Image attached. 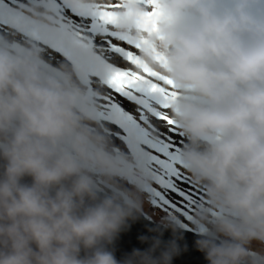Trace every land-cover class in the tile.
Listing matches in <instances>:
<instances>
[{
  "label": "clouds",
  "instance_id": "9594fccd",
  "mask_svg": "<svg viewBox=\"0 0 264 264\" xmlns=\"http://www.w3.org/2000/svg\"><path fill=\"white\" fill-rule=\"evenodd\" d=\"M63 5L118 13L112 30L171 81L179 164L200 201L191 227L166 215L137 237L146 247L118 258L122 236L144 215L154 179L147 158L115 144L72 66L53 64L37 42L0 35V264H174L191 250L189 230L206 264H264V0ZM58 7L21 4L50 32L62 22Z\"/></svg>",
  "mask_w": 264,
  "mask_h": 264
},
{
  "label": "snow or ice",
  "instance_id": "6c2138e0",
  "mask_svg": "<svg viewBox=\"0 0 264 264\" xmlns=\"http://www.w3.org/2000/svg\"><path fill=\"white\" fill-rule=\"evenodd\" d=\"M25 2L0 0V35L10 37L19 33L41 44L46 51L62 56L95 95L101 121L120 130L111 133L124 145L122 150L137 159L147 158L156 185L148 188L152 204L166 214H178L191 222L200 193L179 164L181 144L176 137L182 134L168 115L171 93L166 85L170 86L171 81L141 65L139 43L112 30L118 13L98 10L77 15L63 5V0H55L62 22L55 32H50L21 9ZM138 2L152 6L156 0ZM123 6L122 2L113 3L109 8ZM156 15L155 10L144 13L145 29L148 23H154ZM47 56L51 61L50 52ZM117 96L131 107H125ZM155 121L166 130L162 132Z\"/></svg>",
  "mask_w": 264,
  "mask_h": 264
},
{
  "label": "water",
  "instance_id": "95a60500",
  "mask_svg": "<svg viewBox=\"0 0 264 264\" xmlns=\"http://www.w3.org/2000/svg\"><path fill=\"white\" fill-rule=\"evenodd\" d=\"M156 224L158 223H154L148 220L145 215H143V217L139 221L132 223L131 230L128 233L124 234L119 241V251L117 252L118 258L123 254V252L131 251L133 247H146V245H143L139 242L137 237ZM186 236L191 250L178 257L174 261V264H206L203 255L192 248V244L195 239L192 231H187Z\"/></svg>",
  "mask_w": 264,
  "mask_h": 264
},
{
  "label": "rangeland",
  "instance_id": "374dc122",
  "mask_svg": "<svg viewBox=\"0 0 264 264\" xmlns=\"http://www.w3.org/2000/svg\"><path fill=\"white\" fill-rule=\"evenodd\" d=\"M9 38L16 39V40H20V41H26L27 40L26 38H24L19 33H16V34L10 36ZM49 52H50V55L52 57L51 62L53 64H58V63H65V64H67L66 62H64L63 58L59 54H56L55 52H52L51 50L46 51V54L48 55ZM116 98L118 100H120L121 103L124 104L125 107H131V105L127 101H125L123 98H121L119 96H117ZM155 123L160 127V130L162 132L166 130L165 127H164V125H162L159 121H155ZM183 139H184L183 137H179V136L176 137V140H177V142L179 144H182ZM113 140H114V142H115V144L117 146H120V141L116 137ZM169 195H173V194L170 193ZM143 198H144V208H143V212H144V215L146 216V218L148 220H150V221H152L154 223H159V221L161 220L162 217H165L166 215H169V214H174V213H168V214H166V212L164 210H162L161 208H159L156 205H153L152 202H151V196H150V199L146 198L145 196H143ZM173 198L174 199H178L174 195H173ZM175 215H178V214H175ZM178 216L180 217V219L184 220V222L186 224H189L190 227H191V222L186 221V218H184L183 216H180V215H178ZM256 247H259V245H256Z\"/></svg>",
  "mask_w": 264,
  "mask_h": 264
},
{
  "label": "trees",
  "instance_id": "16d2710c",
  "mask_svg": "<svg viewBox=\"0 0 264 264\" xmlns=\"http://www.w3.org/2000/svg\"><path fill=\"white\" fill-rule=\"evenodd\" d=\"M108 127H109V129L111 130V132H119L120 130L116 127V126H114V125H108ZM113 139L115 138V136H113L112 137ZM118 139V138H117ZM119 140V139H118ZM120 141V140H119ZM121 149H124V145L122 144V142L120 141V146H119ZM151 186H153V187H156V185H155V183H154V181H152L151 182ZM151 196V194L150 193H148V192H145V193H143V196H145L146 198H148V199H150V196Z\"/></svg>",
  "mask_w": 264,
  "mask_h": 264
},
{
  "label": "bare ground",
  "instance_id": "6f19581e",
  "mask_svg": "<svg viewBox=\"0 0 264 264\" xmlns=\"http://www.w3.org/2000/svg\"><path fill=\"white\" fill-rule=\"evenodd\" d=\"M146 202V201H145Z\"/></svg>",
  "mask_w": 264,
  "mask_h": 264
}]
</instances>
